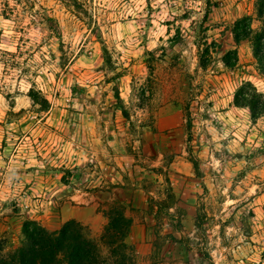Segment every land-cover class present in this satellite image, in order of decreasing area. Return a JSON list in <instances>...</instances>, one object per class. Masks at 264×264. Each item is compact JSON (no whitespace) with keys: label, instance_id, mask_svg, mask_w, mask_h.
Here are the masks:
<instances>
[{"label":"rangeland","instance_id":"obj_1","mask_svg":"<svg viewBox=\"0 0 264 264\" xmlns=\"http://www.w3.org/2000/svg\"><path fill=\"white\" fill-rule=\"evenodd\" d=\"M256 2L0 0L5 252L25 221L57 231L95 197L107 224L85 227L109 257L104 194L120 172L157 209L149 264H264V114L234 102L245 81L264 93L252 44L232 32L244 16L260 28Z\"/></svg>","mask_w":264,"mask_h":264},{"label":"trees","instance_id":"obj_2","mask_svg":"<svg viewBox=\"0 0 264 264\" xmlns=\"http://www.w3.org/2000/svg\"><path fill=\"white\" fill-rule=\"evenodd\" d=\"M256 12L261 23L259 29H254L252 16H244L234 23L232 32L236 46L244 41L252 44L253 57L264 75V0H257ZM205 44L208 53L211 47ZM223 61L227 67H235L237 49L228 51ZM31 97L35 100L36 96L32 93ZM234 102L238 107L247 108L254 121L264 114V93L251 81L243 82L236 89ZM194 168L198 170L197 163ZM107 215L109 223L102 235V241L110 249L107 258L103 257L99 243L89 235L87 228L74 219L66 221L57 231H50L36 220H27L22 227L24 239L19 247L5 252V244L0 243V264H108L111 260L113 264H127L128 251L132 248L127 241L132 221L118 203L109 207Z\"/></svg>","mask_w":264,"mask_h":264},{"label":"crops","instance_id":"obj_3","mask_svg":"<svg viewBox=\"0 0 264 264\" xmlns=\"http://www.w3.org/2000/svg\"><path fill=\"white\" fill-rule=\"evenodd\" d=\"M98 151L95 152V154ZM129 163H119V167L122 171L128 170ZM115 185L110 191L105 192V200L112 204L118 203L125 209L126 217L132 221L130 234L127 241L137 248V255L134 264H149V258L152 255L151 244V229L156 224V206L153 208L149 205V195L142 190L139 185L127 177L124 178L122 173L118 172L116 175ZM180 194L177 193L178 197ZM177 206L170 208V211L176 210ZM193 212L188 211L186 218L182 219L183 229L181 231H174V235H185L191 224L190 217H193ZM74 219L84 226L96 233L107 224V219L99 212V204L96 202L95 197L87 198V204L82 208H75L69 211L68 214L64 212L62 216V222L65 223L68 220ZM171 231V228H169Z\"/></svg>","mask_w":264,"mask_h":264}]
</instances>
